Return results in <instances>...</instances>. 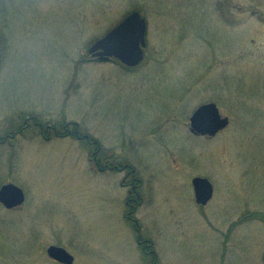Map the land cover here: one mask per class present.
Wrapping results in <instances>:
<instances>
[{
    "label": "rangeland",
    "instance_id": "1",
    "mask_svg": "<svg viewBox=\"0 0 264 264\" xmlns=\"http://www.w3.org/2000/svg\"><path fill=\"white\" fill-rule=\"evenodd\" d=\"M132 11L146 21L143 60H92ZM209 102L229 124L196 137L189 117ZM33 115L88 139H7ZM106 159L134 170L137 203L124 173L100 171ZM197 176L213 187L205 206ZM6 183L25 200L0 204V264H59L49 245L73 264H264V0H0Z\"/></svg>",
    "mask_w": 264,
    "mask_h": 264
},
{
    "label": "water",
    "instance_id": "2",
    "mask_svg": "<svg viewBox=\"0 0 264 264\" xmlns=\"http://www.w3.org/2000/svg\"><path fill=\"white\" fill-rule=\"evenodd\" d=\"M146 21L138 11L127 14L105 35L94 41L88 48V54L98 61L116 59L127 67H135L143 60ZM229 124V118L222 116L215 103L209 102L198 106L189 117V131L196 136L214 137ZM194 200L205 206L212 198L213 187L204 177L191 180ZM24 192L13 183L0 187V204L6 209H13L23 204ZM47 256L61 264H73V256L63 247L50 245Z\"/></svg>",
    "mask_w": 264,
    "mask_h": 264
},
{
    "label": "trees",
    "instance_id": "3",
    "mask_svg": "<svg viewBox=\"0 0 264 264\" xmlns=\"http://www.w3.org/2000/svg\"><path fill=\"white\" fill-rule=\"evenodd\" d=\"M70 124H71L70 122L69 123L68 122L60 123V124H58V123H55V124H53V123L52 124H44L42 121L39 120V118H37L36 116L33 115V116H30V117H26L22 121H20L18 124H15V125H19V126L12 128V130L7 131L6 132V137H8L7 139L14 138L15 136H17L19 134L20 135L24 134L26 131L33 130L35 128L40 129L42 134L45 132L44 133L45 137L48 136V132H50V134H52V133L55 134L57 137H67V136H70V133H72L67 128V125H70ZM55 125H61L62 131H60L59 130L60 128L56 127ZM76 125L77 124H75V126ZM76 128H77V126L75 127V129ZM43 129L45 131H42ZM72 134L76 135V137L78 139H81V138L88 139L87 138L88 136H86V135H83V136L80 135V137H79L78 136L79 133H78L77 130H75ZM135 185H136V190H137L138 184L135 183ZM133 203H137V197H136V202L133 201ZM131 217H132L131 215H128L129 220L130 221H134L135 219L131 218ZM135 223H136V220H135L134 224ZM138 239L141 240L140 236H137V243H138ZM141 241L145 242L144 240H141ZM138 245L141 246L142 244L138 243ZM143 248H144V246L142 247V250H143Z\"/></svg>",
    "mask_w": 264,
    "mask_h": 264
},
{
    "label": "flooded vegetation",
    "instance_id": "4",
    "mask_svg": "<svg viewBox=\"0 0 264 264\" xmlns=\"http://www.w3.org/2000/svg\"><path fill=\"white\" fill-rule=\"evenodd\" d=\"M103 166H104L103 169L100 168L101 172L108 169L110 171L116 170V171H118L120 173H124V176H123V179H122V185L125 186L126 189H127L128 198L126 200V204H127V206L128 205L132 206L131 202H133V201L136 202V197H137L135 178L133 176L134 170L133 169H128L129 167H128L127 164H124L121 167L118 166V165H112L111 162L109 160H107V159H106L105 163H103ZM126 179H130V180L126 181ZM13 209H16V208H13ZM138 243L142 244L143 242L140 239H138ZM144 248H146V247L144 246ZM144 252L147 253L146 251H144ZM56 263H59V262L56 261Z\"/></svg>",
    "mask_w": 264,
    "mask_h": 264
}]
</instances>
